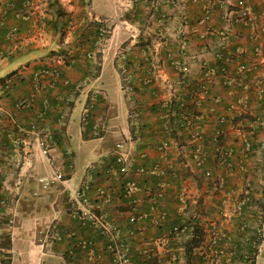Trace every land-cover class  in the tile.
<instances>
[{
    "label": "crops",
    "instance_id": "obj_1",
    "mask_svg": "<svg viewBox=\"0 0 264 264\" xmlns=\"http://www.w3.org/2000/svg\"><path fill=\"white\" fill-rule=\"evenodd\" d=\"M21 2L0 0V264H117V248L88 221L89 211L103 215L128 264H264L263 156L240 155L238 129L249 124L248 118L217 121L228 94L218 71L225 64L234 75L237 62L225 63L216 52L237 48L246 56L253 49L250 29L228 30L222 19L223 7L235 0H30L27 20L15 16ZM252 4L264 11V0ZM95 19L107 21L104 40L96 35ZM182 41L186 49L180 55ZM62 55L71 59L61 72L69 85L58 81L35 92V70ZM209 70L214 74L206 93L189 100ZM6 81L10 86L2 93ZM107 83L117 90L111 92ZM127 86L132 90L125 94ZM93 88L105 97L85 117ZM44 96L50 100L45 111ZM66 100L70 110L60 118L55 104ZM26 101L31 108L18 106ZM181 103L196 119L214 179L204 177L201 167L184 166L186 132H164L167 116ZM257 103L252 102L255 109ZM31 122L50 137L51 161L32 137L17 131V125ZM218 128L222 135L212 143ZM256 132L264 141V127ZM162 140L168 144L163 154L156 148ZM220 143L237 153L230 174L211 155ZM117 154L130 159L126 175L115 163ZM153 164L160 174L136 172ZM220 174L237 195L250 184L252 204L242 215L232 213L234 203L223 204L215 182ZM126 182L136 189L126 193ZM258 224L261 238L254 246ZM215 225L222 230L218 256L210 244ZM175 226L185 229L174 233Z\"/></svg>",
    "mask_w": 264,
    "mask_h": 264
},
{
    "label": "built area",
    "instance_id": "obj_2",
    "mask_svg": "<svg viewBox=\"0 0 264 264\" xmlns=\"http://www.w3.org/2000/svg\"><path fill=\"white\" fill-rule=\"evenodd\" d=\"M202 1V0H201ZM253 0H235L234 4L230 7H223L222 19L227 24L228 30L233 27L248 28L251 30L248 40L253 43L252 53L244 56V51L235 49L234 51H227L226 53L216 52L219 58L225 57L223 60L225 63L229 61L237 62V71L234 75L228 72L223 64L218 74L220 75L224 87L228 89L226 97V106L221 114L217 115V121L219 124L225 123L227 120L233 121L238 119L241 121L244 118L249 119L247 126L238 129V136L241 142L240 155L244 159H252L254 157L259 158L261 155L264 160V141L257 139L256 127H264V11H256L252 4ZM30 0H22L20 3V9L15 13L16 17L21 19H28ZM98 26V38L104 40L108 32L107 21L95 19ZM4 18L0 15V25L3 24ZM185 43L182 41L178 48V54L183 55L185 51ZM223 55V56H222ZM90 58V54H86V58ZM71 62L69 55H62L59 57L54 64L44 65L33 73L32 84L35 92H42L52 88L58 81H62L64 86H68L67 80H61V72ZM171 64L178 67L179 62L172 60ZM152 71L158 74L160 68L156 65L151 66ZM213 72L209 70L206 74V79L198 85V88L193 87L190 90L189 100L194 99L196 96L203 94L207 90V81L213 76ZM10 82L6 81L1 88V92L4 93L9 89ZM80 85H76L74 90L79 89ZM131 87L127 86L123 88V92L128 94L131 92ZM48 96V95H47ZM44 96L41 101L43 111L48 110L50 107V100ZM105 94L99 88H93L88 92L87 103L83 109L85 117L94 108L98 98L104 99ZM257 100L258 108L252 105V102ZM18 106L31 108V102L26 101ZM55 108L58 110L60 118H63L70 110L69 101L55 104ZM195 117L189 113L184 103H181L179 108L170 113L165 121L164 132L166 136H170L172 133L186 132L187 134V145L189 147V153L186 155L187 159L184 162V166L188 169L201 167L202 174L204 177L214 179L212 171L206 167V163L209 159V153L203 142V136L199 130V127L195 123ZM19 133L28 135L33 138L36 145L39 148L41 155H43L48 161H51L50 150L52 141L50 137L39 129L35 122H31L25 126L17 125L16 127ZM222 135V129L218 128L215 130L214 135L211 139L212 143H218L220 136ZM159 153L163 154L168 148L166 141L162 140L157 145ZM211 155L215 161V164L220 169H224L227 174H230L233 168L234 160L237 159V153L234 148L227 143H220L216 145V148L212 151ZM115 163L118 165L119 171L122 175H126L129 171L130 159L125 154H117ZM137 173L143 174L146 172H152L160 174L161 170L158 164H153L149 168L139 167L136 170ZM59 179L61 176L57 174L55 176ZM43 182V187L46 186L47 182L44 179H40ZM215 182L218 184V189L221 190L222 198L226 204V200L230 201L234 206L232 207V213L235 215H242L244 208L250 205L251 201V187L250 184H245V188L242 192L237 195L231 189L226 188V179L223 175H218L215 178ZM136 189V185L132 182H126L125 192L129 193L131 190ZM99 194L106 198L104 190H98ZM184 194L181 193L179 199H184ZM86 218L92 224L98 227L103 236L109 239V242L117 248L115 250L117 264H128L127 259L121 253L119 244H116L115 233L112 232L108 223L102 214L89 211L85 213ZM12 219L8 220V225H11ZM245 228L246 224L243 225ZM180 228L185 227L175 226L173 232L177 233ZM261 225H257L253 228L255 232V238L253 245L261 238ZM211 246L215 247L212 249V254L218 256L222 253L219 248L222 240V230L218 226H213L210 229ZM255 246V245H254ZM112 247V246H111Z\"/></svg>",
    "mask_w": 264,
    "mask_h": 264
},
{
    "label": "rangeland",
    "instance_id": "obj_3",
    "mask_svg": "<svg viewBox=\"0 0 264 264\" xmlns=\"http://www.w3.org/2000/svg\"><path fill=\"white\" fill-rule=\"evenodd\" d=\"M106 86L110 89V91L112 92V88H114V89H116L113 85L110 87L109 85H108V83L106 84ZM117 90V89H116ZM110 91H108V93L107 94H109L110 95ZM115 96L116 97H118L119 98V92L118 91H116V94H115ZM259 192H260V195H261V201H264V184H263V186H262V188L259 190ZM252 191H251V201H252ZM250 204H252V202L250 203ZM262 213H261V215H262V219H264V205H263V207H262Z\"/></svg>",
    "mask_w": 264,
    "mask_h": 264
},
{
    "label": "trees",
    "instance_id": "obj_4",
    "mask_svg": "<svg viewBox=\"0 0 264 264\" xmlns=\"http://www.w3.org/2000/svg\"><path fill=\"white\" fill-rule=\"evenodd\" d=\"M96 35L98 36V26L96 27ZM181 43V42H180ZM179 46H180V44H179ZM185 46H186V44H185ZM185 49H186V47H185ZM185 52V51H184ZM174 58H172L171 60H169V62L171 63L172 62V60H173ZM149 67L151 68V66L149 65ZM152 69V68H151ZM171 104H173V102H171ZM4 244H5V246H6V248H8V245H9V239L6 237L5 239H4ZM7 257H8V255H6Z\"/></svg>",
    "mask_w": 264,
    "mask_h": 264
}]
</instances>
